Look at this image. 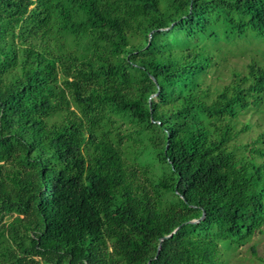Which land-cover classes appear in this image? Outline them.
I'll return each mask as SVG.
<instances>
[{"label":"trees","instance_id":"16d2710c","mask_svg":"<svg viewBox=\"0 0 264 264\" xmlns=\"http://www.w3.org/2000/svg\"><path fill=\"white\" fill-rule=\"evenodd\" d=\"M248 34L264 0H0V264H218L260 229L264 163L229 143L264 64L205 81L210 45ZM108 114L162 131L175 203L125 169Z\"/></svg>","mask_w":264,"mask_h":264},{"label":"rangeland","instance_id":"374dc122","mask_svg":"<svg viewBox=\"0 0 264 264\" xmlns=\"http://www.w3.org/2000/svg\"><path fill=\"white\" fill-rule=\"evenodd\" d=\"M205 42L211 43L210 40ZM210 47L214 53V63L205 81L217 91L231 80L235 72H247L248 63L264 64V41L252 34L231 42L220 41ZM230 123L235 135L229 147L238 156L251 157L257 163H264V98L260 103L240 111ZM101 128L111 130V137L122 153L124 167L134 174L135 181L159 204L175 203V192L160 184L170 176L167 161L160 153L162 131L154 125L140 127L114 114L106 115ZM15 215L5 214L3 222L11 221ZM219 249L218 264H264V223L244 241L229 245L221 243ZM32 257L35 260L32 264L38 261L46 264L41 257Z\"/></svg>","mask_w":264,"mask_h":264},{"label":"water","instance_id":"95a60500","mask_svg":"<svg viewBox=\"0 0 264 264\" xmlns=\"http://www.w3.org/2000/svg\"><path fill=\"white\" fill-rule=\"evenodd\" d=\"M150 34H151V32H150ZM158 92V91H157ZM157 92L156 93H154L153 95H152V97H155L156 95H157ZM191 221H196V220H191ZM179 228V226H177L171 233H169V234H167V235H165L164 237H169V236H171V234L173 233V232H175L177 229ZM161 240V239H160ZM160 244V243H159ZM159 244H157V251L159 250Z\"/></svg>","mask_w":264,"mask_h":264}]
</instances>
